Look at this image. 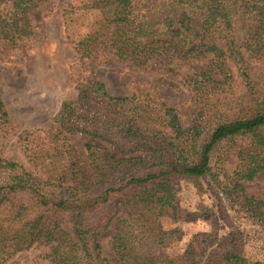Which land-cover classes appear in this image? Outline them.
<instances>
[{
  "label": "trees",
  "instance_id": "trees-1",
  "mask_svg": "<svg viewBox=\"0 0 264 264\" xmlns=\"http://www.w3.org/2000/svg\"><path fill=\"white\" fill-rule=\"evenodd\" d=\"M44 1L8 0V16L0 10L3 46L16 49L31 36L30 14ZM77 7L98 9L102 21L91 35L70 41L78 57L111 54L134 68L154 64L166 72L203 60L178 81L191 92L193 116L184 125L178 109L147 88L113 95L103 82L85 83L75 99L61 103L45 147L30 150L19 136L42 178L0 157L1 255L42 246L48 264H111L98 241L111 227L113 264H264L238 249L209 252L200 261L205 249L193 246L199 234L179 262L155 238L160 218L176 216L174 189L185 180L201 190L221 142L235 158L223 192L264 231V187L248 195L242 184L264 170V82L249 72L264 56V0H79ZM242 22L254 30L247 46L240 43ZM132 32L148 35L147 43L131 46ZM236 87L242 105L225 114L222 93ZM7 125L0 97V132ZM74 132L85 139L84 159L69 142Z\"/></svg>",
  "mask_w": 264,
  "mask_h": 264
},
{
  "label": "rangeland",
  "instance_id": "rangeland-1",
  "mask_svg": "<svg viewBox=\"0 0 264 264\" xmlns=\"http://www.w3.org/2000/svg\"><path fill=\"white\" fill-rule=\"evenodd\" d=\"M78 1L42 2L30 14L31 36L16 49L3 46L0 42V97L8 114V125L0 132V157L22 163L41 178L43 173L28 161L19 136L25 135L30 150L45 147L52 139L56 126L53 117L61 103L75 99L79 89L88 81L103 82L106 90L113 95H130L147 88L156 100L177 108L184 125L193 116L194 108L189 104L191 92L178 85V81L181 76L199 68L204 61L189 60L173 72H166L154 67V64L134 68L116 61L111 54L78 57L70 41L86 38L102 23L98 9L77 7ZM72 5L76 6L73 10L70 8ZM8 8V0H0V10L5 16H8ZM64 11L65 15L62 14ZM243 23L240 25V43L247 46L254 30ZM148 39L149 36L144 33L132 32L128 35V42L133 47L144 45ZM249 72L255 83L264 82V56L252 63ZM241 88L236 87L233 93L226 88L222 93L225 114L233 115L240 109L243 101ZM26 131H29L27 135ZM67 136L84 159L85 139L82 134L74 132ZM234 168V155L228 145L221 142L211 154L210 175L199 181L201 190L185 180L174 189L171 200L176 216L161 217V231L155 234L170 258L180 262L194 234L200 237L193 246L205 249L200 261L209 252L223 249L243 250L248 255L264 258V231L245 218L243 211L223 192L227 176ZM242 184L246 194H260L264 187V170L252 181H243ZM111 236L109 227L98 241L102 256L113 264L115 256L110 250ZM45 250L42 246H34L6 258L0 253V264H48L43 257Z\"/></svg>",
  "mask_w": 264,
  "mask_h": 264
}]
</instances>
